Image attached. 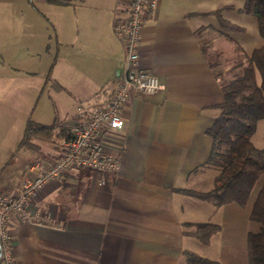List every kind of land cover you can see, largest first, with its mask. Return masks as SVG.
Masks as SVG:
<instances>
[{"label":"crops","instance_id":"0c3cea01","mask_svg":"<svg viewBox=\"0 0 264 264\" xmlns=\"http://www.w3.org/2000/svg\"><path fill=\"white\" fill-rule=\"evenodd\" d=\"M130 2L34 0L29 6L43 18L8 22L9 28L29 31L19 37L15 32L9 41L12 80L37 74L53 52L61 69L50 79L59 102L57 128L50 141L34 139L28 145L37 152L35 161L59 159L60 130L71 131L78 123L79 108L105 107L122 82L126 54L114 23ZM243 4L159 0L144 28L139 67L164 89L154 95L129 89L125 126L106 142L108 153L121 156L118 172L81 169L47 184L28 205L30 213L48 218L44 225L13 214L9 226L16 264H187L186 252L219 264H250L248 235L259 230L250 218L255 198L246 206H216L182 191L192 190L194 183L205 187L213 172L206 165L213 147L208 131L225 98L222 72L211 59L221 57L220 39L238 44L220 30L214 13L228 7L222 19L244 30L236 21ZM27 163L16 179L12 172L0 175V193L15 194L25 178L33 177ZM199 223L220 229L204 243L191 234Z\"/></svg>","mask_w":264,"mask_h":264},{"label":"trees","instance_id":"16d2710c","mask_svg":"<svg viewBox=\"0 0 264 264\" xmlns=\"http://www.w3.org/2000/svg\"><path fill=\"white\" fill-rule=\"evenodd\" d=\"M227 8L214 13L220 18V30L224 33L227 29L242 30L222 19L221 12ZM241 11L254 17L264 39V0H244ZM235 45L243 61L230 69V77L222 79L225 101L208 131L213 147L206 165L215 173L214 188L207 192L182 191L187 196L214 202L216 206L231 203L246 206L258 188L250 218L259 224V230L248 235V253L250 264H264V149H258L252 140L258 123L264 120V44L249 56H244L243 49ZM56 128V124L40 126L29 122L22 145H31L34 139L50 141ZM70 135V131L61 129L56 141L61 143ZM219 229V225L199 223L193 225L191 234L207 243ZM184 256L187 264H219L192 252Z\"/></svg>","mask_w":264,"mask_h":264},{"label":"built area","instance_id":"2783aa9c","mask_svg":"<svg viewBox=\"0 0 264 264\" xmlns=\"http://www.w3.org/2000/svg\"><path fill=\"white\" fill-rule=\"evenodd\" d=\"M159 0H131L126 14L114 23V33L125 48L123 79L105 107L86 111L79 108V121L71 129V135L61 141V157L54 161L37 160L27 165L33 177L25 178L15 194L0 193V257L1 264H16L10 219L20 214L23 221L44 225L47 217L28 210L30 201L52 181L66 178L73 171L89 170L98 173H116L120 169L121 156L107 152L106 142L112 132L125 126L123 108L128 103L129 89L145 95H154L164 85L152 73L140 69V48L146 25L153 21ZM156 80L162 87L154 94H146L150 83Z\"/></svg>","mask_w":264,"mask_h":264},{"label":"rangeland","instance_id":"374dc122","mask_svg":"<svg viewBox=\"0 0 264 264\" xmlns=\"http://www.w3.org/2000/svg\"><path fill=\"white\" fill-rule=\"evenodd\" d=\"M32 1L34 0H0V21L5 23L0 26V175L7 176L12 172L14 179L26 162L29 164L35 161L37 156V152L28 145H22L27 124L29 122L40 126L55 124V110L59 107L58 98L50 86V79L57 78L61 71L56 52L48 57L47 64L42 70L39 69L37 74L20 75L16 80L10 77L13 75L15 60L9 57V41L16 37L13 33L16 32L19 37L20 34L24 35L29 31L9 28L7 24L16 18L32 20L43 18L41 11L29 6ZM12 6L17 7V13ZM241 14L236 21L244 27V30L228 31L227 29V33L243 47H241L245 53L243 55L249 56L255 48L264 44V39L258 32L254 17L242 11ZM234 44L220 39L216 44V50L221 54L220 59L210 55L212 63L220 67L224 79L230 77V69L243 61L242 54L236 53ZM252 140L258 149H264V120L258 123ZM214 177L215 173L211 172L205 187L194 183L192 190L199 192L212 190ZM257 190L258 188L253 192L250 203L255 198ZM257 226L259 227V224Z\"/></svg>","mask_w":264,"mask_h":264},{"label":"clouds","instance_id":"9594fccd","mask_svg":"<svg viewBox=\"0 0 264 264\" xmlns=\"http://www.w3.org/2000/svg\"><path fill=\"white\" fill-rule=\"evenodd\" d=\"M162 87L159 85V82L156 80H153L150 85L148 86L147 93L146 94H154L155 90Z\"/></svg>","mask_w":264,"mask_h":264}]
</instances>
